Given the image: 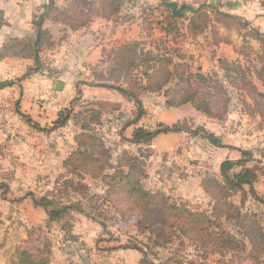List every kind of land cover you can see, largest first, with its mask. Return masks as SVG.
Wrapping results in <instances>:
<instances>
[{
    "label": "rangeland",
    "instance_id": "rangeland-1",
    "mask_svg": "<svg viewBox=\"0 0 264 264\" xmlns=\"http://www.w3.org/2000/svg\"><path fill=\"white\" fill-rule=\"evenodd\" d=\"M45 2L6 0L9 6L23 5L28 13L25 16L32 28H23L27 33L24 40L33 38L34 21L45 10ZM66 3L67 0H56L55 6L62 9ZM125 4L109 20L114 23L125 18ZM9 9L11 14H17ZM179 26L183 28L182 23ZM43 27L49 31L54 45L41 50L38 68L28 59L27 64L23 61L19 65L17 76L7 75V81L17 83L0 98V154L17 146L21 161L15 171L11 168L12 157L3 159L5 165L0 162V264L17 262L21 249L36 257L47 256L48 264H264V251L258 249L256 258L251 255L253 245L235 220L225 215L218 219L210 217L214 199L203 185L206 179L220 181L221 162L247 157L241 152L244 150L250 156L243 167L252 169L256 192L264 198V122L248 93L226 78L235 73L227 71V66H239L257 89L264 92V85L256 78V70L264 64V37L262 41L255 39V31L259 30L251 27L237 31L222 26L225 32L221 36L226 37V44L211 45L202 38L193 43L195 52L192 49L189 54L182 52L189 49L187 41L180 42L179 47V41L171 39V35L164 33L165 37L155 39L154 32L152 37L142 26L134 28L145 34L143 46L153 53L179 48L184 55L181 60L192 75L215 71L227 90L229 102L221 117L208 116L191 101L170 105L168 99L175 103L178 98L166 94V86L158 91L145 90L140 86L146 85L145 78L136 74L133 78L137 77L139 83L135 92L144 114L127 125L137 112L136 102L99 84L110 81L99 75L109 61L87 62L77 54L68 59L65 47L68 48L69 39L76 37V31L52 17L45 19ZM218 32H211L210 36L219 37ZM221 59L228 65L220 63ZM57 82L61 83L60 88H56ZM212 104L214 113L216 108L225 107L222 98ZM65 116L64 124L55 123ZM176 122L193 130L213 132L228 146L217 147L203 138L201 132L185 131L160 133L149 143L133 144L126 140L135 126L154 130L160 123ZM5 123L18 130L19 139L4 138L1 133ZM81 132L94 135L108 149V158L97 169H89L96 167L95 163L89 168L67 163L69 154L77 147L75 136ZM124 151L139 159L143 170L140 182L147 191L165 194L188 210L209 216L213 220L208 224V232L227 231L238 239L240 249L215 251L214 243L205 244L197 234L182 235L162 218L155 221V215L142 220L137 210L123 212L125 208L113 201L117 195L108 193L105 175L113 172ZM241 167L233 168L236 171ZM34 197H49L56 207H72L59 219L50 220L45 209L34 206ZM226 200L241 215L252 216L264 231V204L250 195L247 186L244 190L233 189Z\"/></svg>",
    "mask_w": 264,
    "mask_h": 264
},
{
    "label": "trees",
    "instance_id": "trees-1",
    "mask_svg": "<svg viewBox=\"0 0 264 264\" xmlns=\"http://www.w3.org/2000/svg\"><path fill=\"white\" fill-rule=\"evenodd\" d=\"M125 2L126 0H67L66 6L59 9L55 6L54 0H48L44 6L45 10L34 21L35 34L33 38L29 40L11 38L0 49V58L4 56L30 58L38 68L41 50L44 47L51 48L54 45L49 31L43 27L45 19L52 17L54 20L67 25L71 30H77L87 26L94 17L112 18L121 11ZM166 8L169 11L162 19V30L166 35H171L173 40L181 34L180 23H182V27L185 26L187 34L192 37L202 34L208 29L211 32H216L218 25H222L224 28H235L237 31L251 29L249 22L243 17L221 10L214 3H200L197 7L191 8L188 15H184L182 11L180 15H175L169 7ZM151 12L152 9L150 8L143 10L142 28L147 30V34H151L152 31V22L149 20ZM54 13H57V15H53ZM255 33V39L262 41L264 34L259 31H255ZM214 39L216 41L218 38L215 37ZM172 52L175 55H172ZM183 57L184 55L177 47H174L172 51L166 50L153 53L144 48L143 41L129 40L112 47L108 67L103 70V73H99L103 79L110 81L99 84L113 88L136 102L137 112L134 119L129 121L127 125L135 123L144 114L139 95L135 92L136 84L139 83L137 77L133 78L136 74H140L141 77L145 78L146 85L140 84L145 90L158 91L166 86L164 92L178 98V102L175 103H173L174 100L168 99L167 102L170 105H180L191 101L197 110L208 116L221 117L228 107L229 96L223 83L218 79L219 75L215 71L211 73L201 71L192 75L187 70L188 65L181 60ZM219 62L228 65L226 60L221 59ZM226 70L235 72L232 73L233 76L226 75L227 80L233 86L248 93L249 97L255 102L259 115L264 122V92L257 89L256 85L247 77L245 70L239 66L231 68L227 66ZM256 78L264 85V64L256 70ZM8 84H10L9 81H2L0 82V88ZM220 98L225 101V107L223 109L220 107L221 110L216 108L217 113H214L212 102H217ZM59 115H62L61 112ZM66 119L67 116L59 117L55 123L62 125L66 122ZM201 130L190 129L187 126L180 125L179 122L173 125L160 123L159 127L154 130L135 126L132 129L130 138L126 140L133 144L149 143L160 133L185 131L192 134L201 132L203 138H206L217 147L228 146L224 145L213 132L205 129ZM75 141L77 147L67 158L69 165L77 163L81 168H89L91 164L95 163L96 167L89 169H97L102 164V160L107 159L109 156L107 155L108 149L92 134L87 132L78 133L75 136ZM241 152L250 156V152L244 150H241ZM248 156L237 160L226 159L222 161L220 164L221 180L206 179L203 185L214 199L213 212L210 217L218 219L220 216L225 215L226 218L235 220L241 226L243 233L250 239L253 245L251 255L253 254L256 258L258 249L264 251V231L259 228L257 221L252 219V216L241 215L239 209L226 200V196L233 189L244 190V187L247 186L250 195L256 201L264 204V198L256 192L254 187L255 175L252 169L243 167ZM139 162L136 156H131L124 151L113 172L110 175H105L107 177L105 180L109 184H107L108 193L113 196L117 195L113 198V201L118 202L121 207L126 209L123 212L129 209L137 210V216H143L142 220H147L150 215H155V221L162 218L170 226L176 227L182 235L197 234L205 244L214 243L215 251L240 249L238 239L227 231L208 232V224L213 220L209 216L204 213L190 211L184 205L175 203L165 194H152L147 191L140 182L143 170ZM235 166L242 167L234 171L233 167ZM98 174H101V172ZM33 204L45 209L50 220L59 219L62 214L72 207L71 205L56 207L55 201L49 197L39 199L34 197ZM133 248L140 250L135 246ZM13 264H48V257L44 255L36 257L29 251L21 249L17 252V262Z\"/></svg>",
    "mask_w": 264,
    "mask_h": 264
},
{
    "label": "crops",
    "instance_id": "crops-1",
    "mask_svg": "<svg viewBox=\"0 0 264 264\" xmlns=\"http://www.w3.org/2000/svg\"><path fill=\"white\" fill-rule=\"evenodd\" d=\"M163 1L176 2L177 7L183 5L184 8L182 9V13L184 15H188L191 8L197 7L200 3H214L221 10H225L243 17L246 21L249 22V25L251 27L257 28L260 33L264 32V0H126V4L124 7V15H126V17L123 18L125 21H122L123 19H120V21L113 23V21L109 19L94 17L88 26L74 30V32L76 31V37L72 38V35V39H69L68 41V48L65 47V53H67L68 55L67 58L70 59L72 56L77 54L79 55V58L86 60L87 62L93 60L97 62L98 60L100 61L102 59H107V61H109L110 50L115 45L134 39L141 41L145 40V34L143 32L139 33L138 30L135 31V29H139V27L143 26L144 9H152L149 18V20L152 22L151 35L153 34V32L154 34H157L155 35V37H153L154 35H152V37L155 39L161 36L165 37V34L162 30V19L167 15L169 10L164 6ZM47 2L48 0H46L45 3ZM11 6L6 3V0H0V49L11 38L23 39V35L24 37H26L25 35L27 33L23 30V28H32V24L26 18V16H28V13L23 5H14L13 3ZM9 7L12 8L14 12H17V14H11V10L9 9ZM28 11L31 12V9ZM25 13H27L26 16ZM94 30H96L95 33H93ZM217 31H219V37H216L218 38L216 41L210 36L211 31L209 30H206L203 34L192 37L187 34L186 28L183 25L181 34H179L175 40L179 41V47H181L180 42L187 41L186 46L189 45V49L186 51H184L183 49L182 52H189V54H191L192 49L194 48L193 43L201 41L202 38H204V40L207 39V41H209L211 45L226 44V37L221 36L222 32H225V29L222 26L218 25ZM217 45H215V49ZM69 47L71 48V50L69 49ZM220 48L221 47H219V49ZM193 52H195L194 49ZM218 56L222 57L221 55ZM28 59L30 58H23L20 56H4L0 58V82L9 80L7 78V75L9 74L10 76H17L19 74V70H21L18 69L19 65L23 61L25 62V64H27L26 60ZM16 83L17 82L15 80H12L7 86L0 88V98L4 95V92H8L9 88L12 85H16ZM18 120L19 119L17 118V122ZM11 125L12 124L10 123H5L3 131H7V134H4V132L1 134L4 135L5 139H8V136H15L16 139H19V136L17 135L18 130L16 128V130L11 128ZM18 125L20 124L17 123V126ZM6 128L8 130H6ZM16 147L12 146L11 149H6L5 152L0 154V162L3 165H5V160L3 159H6L7 156L13 158V164L11 168L14 171L18 169L17 165H20L19 162H21L18 156V149Z\"/></svg>",
    "mask_w": 264,
    "mask_h": 264
},
{
    "label": "water",
    "instance_id": "water-1",
    "mask_svg": "<svg viewBox=\"0 0 264 264\" xmlns=\"http://www.w3.org/2000/svg\"><path fill=\"white\" fill-rule=\"evenodd\" d=\"M163 4H164L166 7H169V8L172 10L173 14H175V15H180L182 9L184 8L183 5L177 7L176 2H173V1H163ZM60 86H61V83H60V82H57V83H56V88H60Z\"/></svg>",
    "mask_w": 264,
    "mask_h": 264
}]
</instances>
